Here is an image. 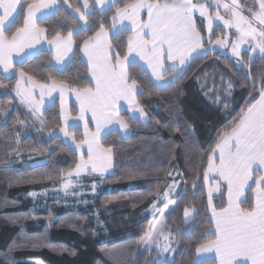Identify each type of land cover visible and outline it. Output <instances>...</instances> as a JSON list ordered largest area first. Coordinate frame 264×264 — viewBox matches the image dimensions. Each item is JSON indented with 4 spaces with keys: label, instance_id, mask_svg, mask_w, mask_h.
<instances>
[{
    "label": "trees",
    "instance_id": "1",
    "mask_svg": "<svg viewBox=\"0 0 264 264\" xmlns=\"http://www.w3.org/2000/svg\"><path fill=\"white\" fill-rule=\"evenodd\" d=\"M88 2L91 14L87 15V30L73 35V54L63 68H54L51 53L41 49L15 63V71L23 70L45 84L56 80L71 88L91 86L81 45L99 30L100 23L109 30L116 9L130 0H115L102 12L93 7V0ZM68 4L74 9L80 7V0H68ZM240 4L247 14L252 0H240ZM194 18L205 38L203 21ZM39 26L46 29L48 39L56 32L65 36L69 30L81 28L63 6L42 18ZM212 30L213 42L223 30L218 25ZM129 35L124 32L118 38L115 34L109 37L121 55L126 52L121 41ZM141 69L137 64L129 71L143 90L136 100L146 121L142 123L121 109L119 114L129 133L121 136L111 130L102 136L101 144L112 149V172L103 177L105 189L94 201L97 218L91 209L66 207L53 200L38 209L25 197L30 191L50 187L74 169L77 154L58 135L38 138L35 124L29 121L32 114L13 95L15 78L0 76V264H34L31 259L45 264H215L214 259L194 261L197 246L214 239L207 234L213 226L203 170L219 136L259 98L264 58L248 51H241L237 60L217 50L207 52L193 58L175 79L161 87ZM70 112L76 113L72 105ZM40 118L46 130L60 128L57 100L43 108ZM69 132L76 143L81 141L78 127ZM19 154L29 159L20 160ZM173 169L179 172L180 186L174 196L178 203L165 227L175 239L176 249L170 259L152 262L138 249V242L150 221L148 208ZM221 191L223 197L217 193L212 198L217 209L226 206L225 189ZM245 196L248 203L243 206L247 207L253 202L251 191ZM185 208L192 211L187 220L183 217Z\"/></svg>",
    "mask_w": 264,
    "mask_h": 264
},
{
    "label": "snow or ice",
    "instance_id": "2",
    "mask_svg": "<svg viewBox=\"0 0 264 264\" xmlns=\"http://www.w3.org/2000/svg\"><path fill=\"white\" fill-rule=\"evenodd\" d=\"M211 2L212 0H130L122 8H117L112 17V32L117 38L124 32H131L126 41H121L127 48L123 55L109 38L110 32L104 23H100L99 30L93 36L83 41V52L87 56L90 83L94 82L93 86L71 88L56 80H52L51 86H48L19 70L17 95L29 104L34 113L39 111V104L33 100L32 90L35 88L40 89L41 98L45 91L50 94L59 89L63 97L64 91L68 90L75 94L79 102L78 119L84 122V136L80 143H75V136L67 130V116L64 117L66 127L60 128V131L65 137L71 138L77 150L87 145V160L81 151L75 172L69 171L68 179L62 185L66 194L73 186V175L78 177L83 171L103 175L110 167L112 149L105 148L101 139L102 134H106V129L111 131L108 126L113 123L124 129L128 127L120 117L119 103L126 101L133 111L139 112L141 116L145 115L136 100L137 94L142 95L143 90L129 69L136 66L138 61H143L146 68L151 70V75L160 81L163 79L162 71L176 72L178 67L185 65L193 52L203 48L205 42L212 43L213 15L208 9V3ZM63 3L72 8L68 0H63ZM96 3L103 6L106 0H96ZM108 3L114 4L115 0H108ZM55 6L56 0H0V67L4 72L13 69L14 55H27V51L35 48L42 40L47 41L50 51L54 49L57 62L63 61L72 51L73 35H78L87 28L69 30L67 36L56 32L48 39L46 29L39 26V21L49 14L46 9ZM81 7L74 8L73 14H78V19L87 25V15L91 14L88 0H83ZM221 7L229 18L221 15ZM215 8V20L223 21L224 26L229 29L234 28L239 34L240 43L247 38L256 40V46L264 53V0H252V5L247 7V15L244 14V6L240 4V0H231V3L215 0ZM196 13L208 21L207 41L197 29L194 18ZM124 21H128V24ZM118 24L120 27H117ZM215 43L225 46V41L220 38ZM238 47V44H233V54L239 55ZM167 61L172 63L165 68ZM22 81L31 87L22 89ZM228 86L231 88V83ZM258 96L241 113L240 118L219 136L207 155V167L203 170L205 183L211 185L208 187L207 203L211 208L210 219L214 222V230L207 234L214 239L199 244L196 251L214 253L216 264H264V81H261ZM61 111L63 113V106ZM90 122L94 123L95 131L89 128ZM222 189H226L227 202L226 206L217 209L212 203L213 193H221L223 197ZM246 191L254 193V201L247 207L243 206L248 203ZM30 195L35 196L36 193ZM164 195L167 198L169 192ZM177 203L178 200H169L164 208ZM189 212L188 208L184 209L186 217ZM160 215H164L163 210ZM155 232L154 227L150 229V233ZM146 243H156L159 246L152 234L147 236ZM163 250L167 251V246ZM35 264L40 262L36 261Z\"/></svg>",
    "mask_w": 264,
    "mask_h": 264
},
{
    "label": "rangeland",
    "instance_id": "3",
    "mask_svg": "<svg viewBox=\"0 0 264 264\" xmlns=\"http://www.w3.org/2000/svg\"><path fill=\"white\" fill-rule=\"evenodd\" d=\"M201 2H206V0H201ZM222 2L223 3H231V0H222ZM208 9H209V13L211 15H213V27L215 25H218L223 30L221 35L220 34L218 35V38L223 39L225 41V46L221 47L220 45L216 44L215 43L216 40H214V42L212 44H210L208 47V49L210 51L211 50H217V51H220L222 53H227L230 57L237 60L239 55L233 54L232 47H233V44H238L239 47L237 48V51L239 52V54L241 51H248L251 55L257 54V55L264 58V53H261L259 48L256 46V44H257L256 40H253L251 38H247L245 40V42L240 43L239 42V34L236 33V30L234 28L229 29V28L224 26L223 21L215 20V11H216L215 0H212L211 3H208ZM219 11H220L221 15L225 16L226 19L229 18L228 15L225 13V10L222 7L219 9ZM196 15L199 17V19L201 21H203L204 35H205V38L207 39L208 21L206 18L200 17L199 13H196ZM245 15H247V14H245ZM213 27H212V29H213ZM253 49H255V51H253ZM70 105H72V104H70ZM59 114H60V111H59ZM71 115H73V114H71ZM37 116H39V115L35 116L33 114L32 116L29 117V121L35 124L34 131H35V134L38 136V138L44 139L47 137H52V136L58 135L62 138L63 141L65 140L68 142V143H66L64 141L66 144H68L70 147H72L74 149V151L77 154V160H79V162H80L81 151H83L84 156L87 155L86 154L87 153V145H85L83 147V149L77 150L75 148V144L72 142L71 138L65 137L64 134L60 131V128L58 130H54V131L46 130L42 125V120L40 118L41 116L40 117H37ZM138 120L139 121L141 120L140 122L144 123L146 121L145 115H143V118H142V116L140 118H138ZM75 122H76V120H75ZM68 124H69V121H67V126H68ZM64 125H65V122H64ZM60 127H61V120H60ZM73 127L75 128L76 126H72L70 128H73ZM77 127L80 130H82L79 126H77ZM69 129H68V132H69ZM127 129H128L127 132L129 133V128L127 127ZM82 131H83V133H82ZM82 131H81V139L84 136V130H82ZM94 131H95V129H94ZM22 132L25 133L24 131L21 130V133ZM103 135L104 134H102V136ZM78 143H80V142H78ZM19 158H20V160L29 159L28 156L22 157L20 154H19ZM75 168H76V165H75L74 169L71 170L73 173L75 172ZM68 172L69 171L65 172L63 174V176L61 177V179L59 181H57L55 184H52L50 187L30 191L25 195V197L27 199H29L35 205V207L38 209L43 208L48 200H53L55 204L63 205L66 207H78V208L86 209V210L91 209V210H93L92 211L93 216L95 218H97V211L94 210V207H93L94 201H95V198L98 195V193H100L102 190L105 189V183H104L103 177L111 174L112 171L109 174H105V175H101V176L88 174V171L81 172L78 177L76 175H73L71 177L73 186L71 188H69L68 194H66L62 185H63L64 181L66 179H68V177H67ZM169 177H170L169 181L166 183L164 188L159 193H157L155 195L152 204L148 208V214L150 215V221L146 227L144 235L141 237V239L138 242V249L140 251L145 252L151 258L152 262L157 261V260L170 259L173 256L175 249H176L175 239L168 233V231L166 230V227H165V224H166L165 220L168 217V215H170L172 213V211L175 207V204H169L167 209L164 208V205H165V203H168L169 200L176 201V198H174V196L177 193L179 186H180V179H179L178 170L173 169L171 171V174ZM203 182H204L205 190L207 191L206 193H207V201H208V187H210L211 185L206 184L204 179H203ZM93 185H95L94 189H93ZM33 192L36 193L35 196L30 195V193H33ZM165 192H169V195L167 198L164 195ZM216 195H217V193H213V197H215ZM153 204H155V208H153ZM161 210H163V212H164L163 216L160 215ZM191 213H192V211L190 210L189 215L186 217L184 212H183L184 220H187L191 216ZM157 221H159V223H157ZM153 227L156 229V232L150 233V229H152ZM160 233H163V235H160ZM149 234L153 235V239L158 241L159 246H157L156 243H153L151 245H148L146 243V238ZM165 237H167V239H165ZM165 246H167V248H168L167 251L163 250L165 248ZM199 256L201 257V259H196L195 262L201 261L203 259H211L214 257V253H212V252H201V253H199ZM30 261L34 264L36 261H39L40 264H45L38 259H31ZM215 264H216V262H215Z\"/></svg>",
    "mask_w": 264,
    "mask_h": 264
},
{
    "label": "crops",
    "instance_id": "4",
    "mask_svg": "<svg viewBox=\"0 0 264 264\" xmlns=\"http://www.w3.org/2000/svg\"><path fill=\"white\" fill-rule=\"evenodd\" d=\"M82 3H83V0H80V7L82 6ZM88 4H89V2H88ZM111 5H112V4L108 3V0H106L105 5H103V6L97 4V3H96V0H93V7H94L97 11H99V12H102V11L106 10V9H107L108 7H110ZM61 6H63V7H64V8H65V9H66V10H67V11L73 16V17H75V19H77V21H78V23H79V26H80L81 28H85V27H86V25L84 24V21L79 20V19H78V14H75V15H74V14H73V9L69 8L67 4L63 3V0H56V6H55L54 8H52V9H46L45 11H46L47 13H49L48 15H50V14L56 12V11L58 10V8L61 7ZM89 8H90V5H89ZM83 10H84V9L81 7V11H83ZM115 13H116V12H115ZM48 15H47V16H48ZM86 15H87V14H86ZM114 15H115V14H114ZM195 16H197V15L195 14ZM195 16H194V17H195ZM197 17H198V16H197ZM144 18L146 19V15L144 16ZM111 22H112V19H111ZM124 23H125V24H128V21H124ZM117 27H120V25L118 24ZM109 32H110V35L114 34V33L112 32V25H111V28L109 29ZM130 35H131V32H130ZM65 36H67V35H65ZM213 42H214V41H213ZM213 42H212V43H213ZM212 43H210V44H212ZM210 44H208L206 47L203 46V48L198 49L196 52H193V53L191 54L189 60L186 61L185 65L178 67V68H177V71H176L174 74H172V75H170V76H167V75H165L166 72H163V71H162L163 79L160 80V81H157V80L155 79V77H153V76L151 75V70L146 68V65H144V62H143V61H138V65H139L141 68H143L144 71L149 75V77H150L152 83H153L155 86H157V87H161V86H164V85L170 83V82L173 80V77H176L181 71H183V70L185 69V67L189 64V62H190L193 58L198 57V56H201V55H204V54H206L207 52L216 51V50H211V51H210V50L208 49V47H209ZM41 49H46V50H48V51L51 53V55H52V56H51V64H52V66H53L54 68H56V69H61V68H63V67L67 64V62L71 59L72 54H73V50H74V44H73V49H72V51L69 52V53L67 54V56L64 57L63 61H61V62H57V61L55 60V51H54V49L50 51V50H49V49H50V46L48 45L47 41H46V40H42L41 43H39V44H37V45L35 46V48H33V49L27 51V55H23V54H22V55L19 56V57H16V56L14 55V62H13V65H14L15 63L20 62V61H22L23 59H25V58L31 56V55H33L34 53H36L37 51H39V50H41ZM207 49H208V50H207ZM126 51H127V48H126ZM219 52H220V51H219ZM220 53H222V52H220ZM224 54H227V53H224ZM80 55H81V59L83 60V62H84L85 65L87 66V56H86V55L84 54V52H83V44L81 45V48H80ZM227 55H228V54H227ZM231 58H232V57H231ZM238 58H239V57H238ZM137 60H138V58H137ZM171 63H172L171 61H167V62L165 63V65H164V67L167 68V67L169 66V64H171ZM87 70H88V78H89V80H91V76H90V72H89L88 67H87ZM0 76L3 77V78H6V79H7V78H11V77H14V78H15L16 83H15V86H14V89H13V95H14L16 101H17L19 104H21L23 107H25L26 110L29 111L32 115H33V114H34L35 116H36V115H39V116H37V117H40L41 114H42L43 108H44L46 105L50 104L53 100H57L58 105H59L60 120H61V127H60V128H62V127H66V125H64V122H65V121H64V117L67 116V117H68L67 121H69V124H68V126H67V130H68L70 127H72V126H76V127L79 126L82 130H84V122H83V121H80V120L78 119V117H79V115H80V111H79V102L76 100V96H75V94H74L73 92L68 91V90H65L64 93H63V97H61V93H60V90H59V89H56V90L52 91L50 94H49L47 91H45V94H44L43 97L41 98V95H40V89H39V88H35V89H33V90H32V91H33V100L36 101V102L39 104V111L34 113V112H33V109L29 107V104L26 103V102H24V101L22 100V97H21V96H18V95H17V92H16V84H17V80L20 79V77H19V72H18V71H15L14 67H13V69H12L10 72H4V71H3V68L0 67ZM47 85H48V86H51V82H49ZM93 85H94V82L91 83V86H93ZM30 87H31V86H30L28 83L23 82V81L21 82V88H22V89H29ZM70 104H72V105L75 107L76 113H75L74 115H71V113H70ZM62 106H63V109H64L63 113H62V111H61ZM121 109L124 110V111H125L129 116H131V117H135V118H137V119L141 117V115L139 114V112H135V111H133L132 108L129 106V103L126 102V101H121V102L119 103V111H120ZM90 117H91V114L89 113V114H88V118H89V120H90ZM120 117H121V116H120ZM121 118H122V117H121ZM142 118H143V116H142ZM122 119H123V118H122ZM75 120H76V122H75ZM140 121H141V120H140ZM89 128H90L92 131H94V129H95V125H94V123L90 122V123H89ZM108 128L111 129V130H116L121 136H126V135L128 134V132H127L128 129H127V128H126V129L121 128V127L119 126V124H116V123H113L112 125H109ZM82 130H81V131H82ZM107 131H108V129L105 130V132H107ZM82 133H83V131H82ZM64 141H65V140H64ZM65 142L68 143L67 141H65ZM84 158H85V160H87V155L84 156ZM78 163H79V160H77V164H78ZM89 167H91V166H89ZM111 171H112V154H111L110 167L107 168V170L103 173V175H105V174H109ZM88 174H89V172H88ZM91 174L101 176V174H100L99 172H95V173H91ZM213 183H214V182H213ZM250 183H251V182H250ZM206 192H207V191H206ZM246 192H247V191H246ZM245 194H246V193H245ZM251 196H252V200L254 201V193L251 192ZM242 198H243V197H242ZM225 200H226V202H227L226 189H225ZM207 206H208V203H207ZM208 211H209L210 218H211V208H210L209 206H208ZM211 222H212V226H213V230H214V222H213L212 220H211ZM196 259H201V257L199 256V253H197V251L195 250L194 261H196ZM211 259H214V257L211 258Z\"/></svg>",
    "mask_w": 264,
    "mask_h": 264
}]
</instances>
